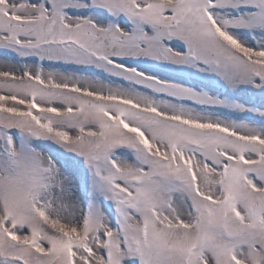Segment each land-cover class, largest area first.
Listing matches in <instances>:
<instances>
[{
  "label": "snow or ice",
  "instance_id": "1",
  "mask_svg": "<svg viewBox=\"0 0 264 264\" xmlns=\"http://www.w3.org/2000/svg\"><path fill=\"white\" fill-rule=\"evenodd\" d=\"M0 264H264V0H0Z\"/></svg>",
  "mask_w": 264,
  "mask_h": 264
}]
</instances>
